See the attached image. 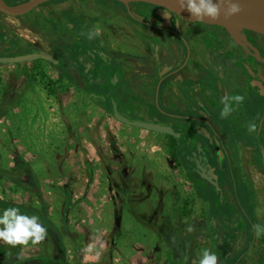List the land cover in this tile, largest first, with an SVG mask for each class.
Masks as SVG:
<instances>
[{"label":"rangeland","instance_id":"obj_1","mask_svg":"<svg viewBox=\"0 0 264 264\" xmlns=\"http://www.w3.org/2000/svg\"><path fill=\"white\" fill-rule=\"evenodd\" d=\"M96 1L101 7L112 6L110 0ZM201 29L205 28L195 24L190 29V34L198 35L196 32ZM211 30L208 29L207 33H211ZM5 34L15 38L17 44L14 40L2 42L0 32V58L47 50L49 53H55L58 59L63 53L77 61L80 55L86 57L88 50H91L93 55H90L88 60H92V65L99 64V57L102 62L106 61L100 48L93 51V45L86 42L94 41L93 37L90 40L89 33L80 36L82 42L72 41L70 46L64 47V52L61 49V52H57V32L22 31ZM67 36L69 38L68 33ZM176 39L179 40L178 37ZM153 40L156 38L150 40L152 48L158 44L157 40ZM77 44H82L81 48H77ZM28 45L33 48L27 47ZM96 46L99 47V44ZM31 66L33 68L29 77H24ZM106 66L108 70L115 68L111 60L106 61ZM52 67L48 61L42 59L14 64L0 63V199L26 202L40 207L42 198L47 204L49 218L61 229L59 232L65 255L64 258L63 255L59 256V247L55 240L47 235L37 245H18L20 256L27 255L24 257L27 260L22 264H39L40 260L47 264H183V259L185 261L186 258L180 255L182 252L176 248L170 249L175 238L179 240L180 249H183L188 239L187 261L189 264H196L201 251L206 249L203 244L205 238L202 236L203 214L196 196L202 198L204 188L210 185L201 180L197 171L191 168L190 161L188 163L187 135L192 132L194 138L199 136L200 140L197 141L213 154L209 168L215 169L218 182L213 187L215 195H211L209 202L211 215L205 220L206 237L213 249V229L218 207L220 204L224 205L221 200H234L230 177L223 176L220 172L222 152L221 149L220 153L215 151L218 146H215L217 144L214 139L216 134L222 136L233 165L236 158L234 133L232 123L228 124L225 119L228 118L229 109L225 107L221 111L208 110V113L204 110L195 111L196 108L192 110L197 106L195 103L201 100L189 97L186 99V103H190L189 106L179 113L175 109H169V113H159L153 111L149 105H146L145 111L142 112L124 104L119 96H80L73 93L62 95L58 94L60 91L54 87L57 80ZM105 67L103 72H107ZM28 78L29 80H26ZM197 81L202 93L206 94L209 100L220 101L212 82L208 84L201 79ZM190 83L193 85V82ZM248 87L255 92L251 86ZM6 89L14 95L5 94ZM254 99L257 106H252L253 111H248V114L251 116L252 125L256 126L264 116L263 112L258 111L259 107L264 105V97L257 95ZM231 103H235L234 98ZM14 106L18 107L17 111L4 113V110H10ZM114 109L131 121L153 122L172 128L175 134L180 133V139L177 138L180 147L176 151L172 149L180 166L170 158L168 142L163 135L116 120L113 117ZM225 112L227 114L223 115ZM198 115H207L216 134L202 122L192 121L191 117ZM197 129L203 133L196 134ZM198 153L200 154V150ZM18 155L23 157L32 174L27 171L25 174L16 173L14 162ZM192 157L191 155L190 158ZM76 171L84 178L85 183L89 181L90 186L94 185L92 191L82 192L80 198L76 196L80 195L78 192L65 193L63 190V186L70 181L68 177L62 178L63 173L75 176ZM87 172L88 176L84 175ZM15 180L30 185L29 190L19 187ZM227 180L229 181L226 192H222L219 184L224 185ZM75 199L83 201L84 204L78 206L77 203V207L70 208L69 203ZM128 207L153 223L148 226L137 222ZM224 208L228 211L227 207ZM99 211H103L102 215L107 214V218L88 222L92 216H97ZM227 218L232 220L233 224L231 215H227ZM189 227L192 228L191 232L188 231ZM101 229L106 231L102 240L95 235ZM165 230L173 232L161 233ZM156 234L160 241L157 240ZM89 244H94L95 248L100 250L99 259L96 258L95 252H86ZM131 252H136L137 255H129ZM37 255L39 258H36ZM56 256L62 260H58ZM223 260L231 264L234 256L227 251Z\"/></svg>","mask_w":264,"mask_h":264},{"label":"flooded vegetation","instance_id":"obj_2","mask_svg":"<svg viewBox=\"0 0 264 264\" xmlns=\"http://www.w3.org/2000/svg\"><path fill=\"white\" fill-rule=\"evenodd\" d=\"M2 1L7 6L15 7L30 0ZM110 1L112 6L101 7L96 0H47L19 15L0 10V32H57V52L70 46L72 41L82 42L80 36L89 33L90 40L93 37L94 41L86 42L93 45V51L100 48L106 61L111 60L114 63V70H108V67H105L106 61L102 62L100 57L99 64L92 65V60H88L90 55H93L91 50H88V56L80 55L77 61L63 53H59L58 59L55 53L51 52L57 63L48 61L55 70L56 78L68 82L76 95L119 96L124 104L142 112L145 111V106L149 105L153 111L159 113H169V109H175L179 113L189 106L190 103H186L189 97L201 100L195 103L197 106L192 109L196 108L195 111L204 110L208 113V110L221 111L227 107L229 112L228 118L225 119L228 124L232 123L236 145L233 165L222 136L216 134L207 115L191 117L192 121L202 122L216 134L214 139L217 145L214 144L215 141L213 144L218 146V149L215 147V151L220 153L221 149L222 152L220 172L223 176L229 175L234 194L233 201L229 199L225 202L220 199L224 205L219 203L214 222L213 249L205 229V220L211 212L206 218L203 207L206 198L196 196L203 214V244L206 249L216 254L217 264H227L223 260L227 251L234 256L231 264H264V116L260 118L259 124L254 126L248 114V111H253L252 106H257L255 96L264 97V37L245 31H238L233 36L223 27L185 20L163 7L142 1ZM194 23L205 28L196 32L198 35L190 34ZM206 29H212L211 33L208 34ZM8 37L16 41L15 38ZM150 38H156L157 48L151 47ZM81 46L82 44H77V48ZM27 47L33 48L31 45ZM103 67L107 72H103ZM30 73L31 69L27 71L26 78ZM198 79L208 84L213 83L219 102L209 100L206 94L202 93ZM190 82H193V85ZM237 97L243 99L237 100ZM233 98L234 104L231 103ZM258 111L264 115V105L259 107ZM198 133L203 132L197 129L196 134ZM158 134L167 140L168 149L170 143H178L177 138L181 136L180 133ZM192 135V132L187 135L188 163L190 161L191 168L197 171L202 180L214 186L205 177L207 170H211L215 175V169L209 168L213 154L197 141L200 140L199 136L194 138ZM228 181H225L224 185H220L219 181L222 192H226ZM189 186L191 187L190 184ZM208 200L210 202L209 198ZM127 209L129 211L131 208ZM227 215H231L233 224ZM134 219L143 223L135 217ZM144 221L148 226L153 223L147 218ZM254 226H259V237L255 235ZM171 232L173 230L161 233ZM156 237L160 241L157 234ZM175 239L170 249H179L182 252L180 255L186 258L185 261L183 259V264H189L186 254L188 239L183 249L179 247V240Z\"/></svg>","mask_w":264,"mask_h":264},{"label":"clouds","instance_id":"obj_3","mask_svg":"<svg viewBox=\"0 0 264 264\" xmlns=\"http://www.w3.org/2000/svg\"><path fill=\"white\" fill-rule=\"evenodd\" d=\"M174 2L179 12L186 11L190 18L202 22L216 21L222 12L226 16H234L241 11L239 0H174ZM241 99L243 98L237 97V100ZM188 231L191 232L192 228L189 227ZM47 232V227L40 222V217L37 215L22 213L18 207L0 210V241L7 245L12 247L37 245L46 238ZM254 232L257 237L260 236L259 226H254ZM85 250L88 253L95 252L96 258L99 259L101 253L94 244H89ZM217 259L214 252L203 249L196 264H217Z\"/></svg>","mask_w":264,"mask_h":264},{"label":"water","instance_id":"obj_4","mask_svg":"<svg viewBox=\"0 0 264 264\" xmlns=\"http://www.w3.org/2000/svg\"><path fill=\"white\" fill-rule=\"evenodd\" d=\"M45 1L47 0H30L27 3L22 4L20 6L10 7L7 6L2 0H0V10L11 15H19L28 12L38 4ZM120 1H125V0H120ZM129 1H142L146 3H150L153 5L163 7L168 11L172 10L170 12L175 13L177 16L185 20L223 27L227 29L233 36H235L238 31H245L264 37V0H239V4L241 8L239 14L234 16H226L222 12L218 20L203 21V22L190 18L189 14L186 11L179 12L174 0H129ZM36 59L50 61L54 64L57 63V59H55L51 53L44 50H40L38 52L29 53V54L17 55L14 57H1L0 63L14 64L25 61L29 62ZM113 117L122 123L131 124L136 127H140L156 133H162V134L174 133L172 128L168 126L160 125L153 122H145V121H137V120L131 121L126 117H124L123 115H120L115 109L113 112ZM207 173L208 174L205 176L206 179L212 185L215 186L217 184L216 176L212 173L211 170H207ZM203 207H204L205 217L207 218L210 212V204L208 198H206L203 201Z\"/></svg>","mask_w":264,"mask_h":264},{"label":"trees","instance_id":"obj_5","mask_svg":"<svg viewBox=\"0 0 264 264\" xmlns=\"http://www.w3.org/2000/svg\"><path fill=\"white\" fill-rule=\"evenodd\" d=\"M1 35H2V38H3L2 42H6L7 43V42H10L12 40L5 33H1ZM16 44H17V42H16ZM26 80H29V78L26 79ZM7 93H9V91L6 89V93L5 94H7ZM178 144L179 143L171 142L170 145H169L170 158L172 160H174V161H177L176 160L177 158H176L175 155H173L172 149L174 148V150L176 151L177 148L180 147ZM14 163H15L14 168H15L17 173L23 172V171L30 172L29 167L25 164V162L23 161V159L19 155L17 156V158H16ZM177 165H180V162L177 161ZM0 176H1V174H0ZM213 187L214 186H212V188H211V186L210 187L209 186L205 187L204 188L205 190H203L204 194H202L201 197L202 198L204 197V198L211 199V195L212 196L215 195L214 194L215 193V188L213 189ZM36 194L40 197V194L38 192H36ZM40 200H41V206L40 207H36V206H32V205L19 204V203L13 202V201L0 199V210H2L4 208H7V207H18L21 210L22 213H25V214H28V215H37V216H39L40 217V222L43 223L48 229L47 235L51 236L55 240V243L57 244V246L59 247V249H60L59 256L63 255V258H64V256H65L64 255V246H63L62 238H61V235H60V232H59L61 229L57 228L54 225L53 221L50 218H48V207L45 204V202L42 200V198ZM129 211L132 213V215L137 220H139V221H141L143 223L145 222L144 221L145 220L144 217H142L140 214H138L137 212L133 211L132 209H129ZM62 230L64 231V229H62ZM56 257H57L58 260H62L61 257H58V256H56ZM38 258H39V256H38ZM49 258H51V257H48V259ZM23 260H27V259H25V258L20 256L18 245H17V247H12V246L9 245V247L7 248L4 243H0V264H19L21 262L23 263ZM39 262H40L39 264H47V263H43L41 260Z\"/></svg>","mask_w":264,"mask_h":264},{"label":"crops","instance_id":"obj_6","mask_svg":"<svg viewBox=\"0 0 264 264\" xmlns=\"http://www.w3.org/2000/svg\"><path fill=\"white\" fill-rule=\"evenodd\" d=\"M29 69L28 70H30V69H32L33 67L31 66V67H28ZM27 74V73H26ZM26 74L24 75V77H26ZM21 77H22V75H21ZM56 80H57V83H54V87L56 88V89H58L60 92L58 93V94H71V93H73L72 92V89H71V87H70V85L68 84V82H66L65 80H58L57 78H56ZM53 87V86H52ZM58 92V91H57ZM14 95L11 91H9V93H8V96L9 95ZM24 94V92L22 93V95ZM74 94V93H73ZM2 95H3V93H2ZM90 106V105H89ZM17 106H14L13 108H11L10 110H4V113L6 114V113H12V112H14V111H17ZM102 110H106V109H103L102 108ZM4 114V115H5ZM90 115V114H89ZM96 117V116H95ZM95 119V118H94ZM93 119V120H94ZM95 122V121H94ZM90 123H91V126L93 127L94 125H93V122H92V120H90ZM20 157H22L21 155H20ZM25 158V157H24ZM22 159H23V157H22ZM24 161V160H23ZM66 162H67V160L63 163L64 165L66 164ZM70 167H71V165H70ZM13 168V167H12ZM71 170V169H70ZM25 172L26 171H23L22 172V174H25ZM72 172V171H71ZM17 173V172H16ZM30 174H32V171H30L29 172ZM75 173H77L75 176H69L68 175V173H66L65 174V172L63 173V177L62 178H67L68 177V179L70 180V181H68L67 183H66V185H64L63 186V190H64V192L65 193H67V191H69V192H78V193H80V195H76V196H78L77 198H80V196H82L81 195V193L82 192H89V191H92L93 190V187H94V185H91L90 186V183H89V181L88 182H84V178H81V175H79L78 174V172L76 171ZM18 174V173H17ZM19 174H21V172H19ZM86 174V176H88V172L87 173H84V175ZM23 178V177H22ZM89 180L91 179V178H88ZM63 180V179H62ZM15 183H18V186L19 187H21V188H25L26 190H29V188H30V185L28 186V185H26V184H24V183H20V181L19 180H15L14 181ZM60 183V182H59ZM13 202H15V201H13ZM16 203H19V204H26V205H32V206H35L34 204H28V203H26V202H16ZM79 205H78V204ZM46 204V203H45ZM66 203H64V205H65ZM68 204V203H67ZM84 203H83V201H79V200H76L75 199V201L74 202H72V203H69V205H70V208H75V207H77V205L78 206H82ZM47 205V204H46ZM37 207V206H36ZM96 208V206H94V209ZM260 209V208H259ZM102 212L103 211H99L98 213H97V216H92V219H90V221H88V222H91V223H93L92 221H94V222H96V221H101V219H104V218H107V214H105V215H102ZM112 213V212H111ZM67 215V214H66ZM88 216V215H87ZM87 216H82V218H86ZM104 217V218H103ZM48 218H49V216H48ZM214 230V229H213ZM105 233H106V231L105 230H100L98 233H95V235L96 236H98V238H100V240H102L103 238H104V236H105ZM95 236V237H96ZM100 242V241H99ZM1 243V242H0ZM100 244H102V242H100ZM134 254V256H136L137 255V253L135 252V253H133V252H131L129 255H133ZM37 256H39V255H37ZM23 257H27V255H23ZM29 258V257H28ZM36 258H38V257H36Z\"/></svg>","mask_w":264,"mask_h":264}]
</instances>
